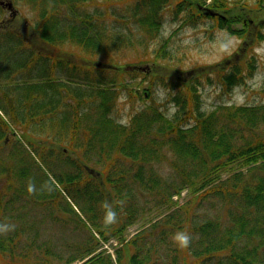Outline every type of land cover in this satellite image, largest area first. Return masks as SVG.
I'll use <instances>...</instances> for the list:
<instances>
[{"label": "trees", "instance_id": "obj_1", "mask_svg": "<svg viewBox=\"0 0 264 264\" xmlns=\"http://www.w3.org/2000/svg\"><path fill=\"white\" fill-rule=\"evenodd\" d=\"M23 1L38 11L39 18L33 26L29 25L28 19L19 22L18 17L5 14V9L0 6V81H9L6 89L0 84V110L9 117L6 120L0 113V179L9 180L6 179L8 173L16 176L32 174L31 167L24 163L26 152H31V157L34 153L39 157L38 162L44 164L42 169L36 161L39 168L50 169V175L45 171L46 177L57 186L54 179L62 190L49 192L41 181L32 192L21 189V194L29 195L28 201L35 200L33 196L37 200L40 196L45 199L48 194L45 203L51 205L52 210L75 212L86 225L83 214L105 241L122 236L123 226L116 230L117 221L111 218L112 210L119 208L121 203L127 204V211L131 209L128 216L131 222L138 220L133 206L137 191L140 193L144 189L153 194L159 187L162 193L164 185L171 186L173 192L168 189L160 203H168L172 209L178 204L173 195L188 188L191 200L151 225L152 229H161V241L167 235L175 236L179 232L191 236L187 247H173L175 262H179L181 254H192L200 263L207 259L217 260L218 264H264V104L220 106L214 111L202 112L198 92L200 82L186 85L176 79L167 83L162 81L165 87L174 90L169 94L177 107L173 117L150 105L137 112L128 125L116 122L110 114L118 97V92L112 88L118 83L115 75L119 68L99 61L90 67L76 64L61 49L65 44H73L89 53L96 51L99 54L103 49L107 50L108 39L113 46L120 43L121 37L114 38L115 33L102 24L101 14L92 16L87 12L84 4L94 0ZM239 3L240 0L234 3L211 0L208 6L211 11L227 13L229 24L246 21V27L250 28V45L263 41L264 33L254 27L264 19V0H257L254 6L249 2ZM127 4L126 16L141 26L148 39L161 31L167 7L176 18L181 15L183 19L188 15L189 20L194 15L207 17L198 14V6L206 5L207 0H136ZM223 20L219 22L224 26ZM246 31L242 32L246 34ZM245 64L244 69L252 76L258 67V59L251 57ZM115 68L117 72L112 71ZM36 70L38 72L34 73ZM59 71L66 77L64 83L54 80ZM223 73V81L229 90L244 82L246 76L237 62ZM20 123L23 127L33 123L48 125L52 130L57 127L55 133L68 140L66 145L69 147L57 150L52 146L42 151L40 148L45 144L54 143L37 145L31 142L28 143L30 149L23 143H12V150L6 153L4 148L9 143L1 141L9 133V126ZM167 155L175 157L170 165L179 173L182 180L179 186L169 184L155 170ZM10 160L13 161L11 168ZM99 166H103V173L94 169ZM223 174H227L225 179ZM64 193L78 206L81 214L66 197L63 201L69 203V208L58 204ZM17 194L9 202L18 200ZM210 196L221 198L226 205L235 203L226 220L211 219L191 225L188 219L182 218L181 211ZM7 202L0 198V227L6 220L3 213L8 208ZM86 226L90 237L85 244L77 246V254L69 263H81L91 256L83 264H121L123 249L116 251V261L106 250L97 253L100 241L92 228ZM20 228L28 233L38 230L27 229L24 225ZM152 234L142 231L127 243L136 249L129 258L130 264H147V255L159 252L161 245L149 241ZM17 237L13 233L8 239H0V252L14 253V247L19 244ZM39 237L40 232L33 235L27 246L30 249L21 258L34 257L36 249H45L48 254L50 248Z\"/></svg>", "mask_w": 264, "mask_h": 264}, {"label": "rangeland", "instance_id": "obj_2", "mask_svg": "<svg viewBox=\"0 0 264 264\" xmlns=\"http://www.w3.org/2000/svg\"><path fill=\"white\" fill-rule=\"evenodd\" d=\"M131 1L94 0L84 4L90 15H102V24L115 33L114 38L116 36L121 37L120 43L115 45L118 47L113 46L110 39H108V44L105 46L107 50L104 51L103 49L99 54L96 51H90L89 53L80 46L73 44H65L61 47L63 53L70 55L76 64L92 66L91 61L93 63L99 61L101 64L118 66L120 71L112 70L117 72L115 76L118 82L115 87L118 97L116 104H114V110L110 114L112 119L128 125L137 112L148 109L150 105H155L158 110L164 111L168 116L172 117L177 110L174 103L170 101L169 94L172 89L169 86L165 87L162 81L167 83V81L171 82L178 77L183 80V78L188 76L186 72L195 69L206 71L203 77L199 79L202 112L203 108L210 112L220 106L231 107L264 103V40L254 42L250 46L246 45V50L242 54V57L247 56L248 58L251 55H255L259 63L258 70L250 76V73L245 68V83L243 82L244 84L233 87L228 92L224 89L225 85H220L222 74L214 72L221 69L223 62L226 64L231 63L230 57L235 56L234 53L240 49L244 41L241 36L230 34L231 31L226 29V27L220 28V23L217 20L200 18L198 15L192 16L191 20H189L188 15L184 19L181 18L182 15L176 18L172 9L167 7L163 13L164 19L162 20L161 31L157 36L148 39L144 36L141 26L129 21L126 16L127 3L132 4L136 0H133L132 3ZM229 1L234 2L235 0ZM244 1L253 4V6L257 2V0ZM15 5L19 11L18 21L22 22L28 19L29 25L33 26L39 18L38 11L23 0L15 1ZM7 15H10V13L7 12ZM109 45L111 47H107ZM164 48H166L165 52H163ZM166 53L168 54L165 55ZM135 66L136 68H134ZM37 72L38 70L34 73ZM62 78L65 79V76H62ZM34 79L38 80L37 77ZM208 79H210V82ZM8 82L0 81V84L6 89L5 86ZM83 88L84 86L81 87V89ZM62 91L63 94L66 93L65 90ZM147 92H150V96L145 95ZM8 119L9 117L6 116V120ZM190 121H193V119L191 118ZM21 125L23 124L9 126V133L2 139V143L4 140L7 143L10 141L4 148L6 153L12 150L11 141L16 143L17 140L24 142L27 148L29 147L28 143H31L30 141L37 143V145L54 143L47 146L45 144L44 147L40 148L42 151L52 148V146L57 150H65V148L69 147L66 145L69 141L60 138L55 133L56 129L52 130L48 125L39 126L36 123L24 124L25 127ZM30 153L26 152L27 157L24 166L29 165L33 171L32 174L16 176L14 173H8L9 180L0 179V198L4 201L9 202L10 199L15 198L16 193H19L17 194L18 200L15 199V201L9 202L8 208L3 213V217H6V220H3L4 222L0 227L1 240L8 239L9 235L16 233L19 237L15 239L19 240V244L14 247V253L0 252V264H70L69 260L77 254V246L85 244L86 239L90 237L89 229L75 212L68 213L65 210H56L57 208L52 210V206L45 203L48 194L45 199L40 196L37 200L33 196L35 200L30 201H28L29 195L21 194V189H26L28 193L32 192L41 181L43 183L42 186L47 187L49 192H55L58 188L62 190L55 180L52 179L58 187L46 177L45 171L49 174L50 169L49 171L46 169L43 171L44 164L38 162L39 157L34 154V157H31ZM164 157L163 162L155 166L157 174L169 184L171 183V185H181L182 180H180L179 173L170 165V161H174L175 157L173 155L172 157L170 155ZM36 161L40 163L42 169L39 168ZM12 165L13 161L10 160L9 167L11 168ZM95 168L103 173V166ZM186 171L184 168V172ZM226 177L227 174L222 175L223 179ZM164 188L162 193L159 187L153 194L144 189L140 193L136 192L133 200V206L138 214L136 222H131V218L128 217L131 209L129 211L126 210L127 204L121 203V207H115L113 212L118 219V223L115 225L116 227H113L118 230L123 226L122 236L112 237L108 242L102 240V243L99 244L100 251L105 249L111 254L113 259H116L115 249H123L121 264H130L129 258L136 253V249L134 246H128L127 241L140 231H145L148 234L154 233L152 234L153 236L149 237L151 243L157 242L161 245L159 252L153 251L147 255V264H218L217 260L207 259L200 263L196 261V256L192 254H181L178 257L179 262H175L173 247L179 245L174 240V236L167 235L161 241V229L151 228L153 222L178 210L177 206L169 209L168 203H160L165 198L168 189L172 192L174 190L171 186L167 188L164 185ZM188 191V194L184 197L182 196L178 204L184 201L188 203L191 200L192 194L189 189ZM43 195L45 196V194ZM63 200H65V197L60 198L58 204L62 203L64 207L69 208V203ZM234 206V202L226 205L221 198L210 196L208 200L194 203L185 208V211H181V213L183 219H188L187 222L194 225L211 219L226 220L229 211ZM88 219H86L87 222H89ZM129 222L131 223L128 224ZM21 225H24L27 229L37 228L38 230L28 233L23 228H20ZM111 231H114V229H111ZM37 232H40V241L48 246L50 251L45 254V249H36L34 257L28 260L21 258L23 257L21 255L23 253L26 254V250L30 249V247H27L30 243L29 241L33 240V235ZM188 232H190L189 229ZM95 235L98 236V234ZM123 238L125 239L124 241L122 240ZM195 238L197 239V236ZM48 242L50 243L46 244ZM87 260L85 259L81 263L76 261L72 264H83Z\"/></svg>", "mask_w": 264, "mask_h": 264}, {"label": "clouds", "instance_id": "obj_3", "mask_svg": "<svg viewBox=\"0 0 264 264\" xmlns=\"http://www.w3.org/2000/svg\"><path fill=\"white\" fill-rule=\"evenodd\" d=\"M174 240L181 247H187L191 241V236L187 232H179L174 236Z\"/></svg>", "mask_w": 264, "mask_h": 264}, {"label": "water", "instance_id": "obj_4", "mask_svg": "<svg viewBox=\"0 0 264 264\" xmlns=\"http://www.w3.org/2000/svg\"><path fill=\"white\" fill-rule=\"evenodd\" d=\"M0 4H2V5H7L8 7H9V9H11L12 11H13V13H16L15 11H14V7H13V3H12V1H10V2H7V3H5V2H3V1H0Z\"/></svg>", "mask_w": 264, "mask_h": 264}]
</instances>
